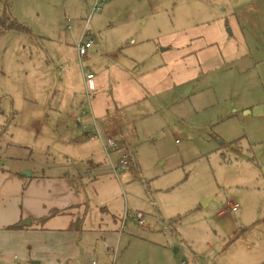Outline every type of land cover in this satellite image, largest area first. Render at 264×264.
I'll use <instances>...</instances> for the list:
<instances>
[{"label":"rangeland","instance_id":"1","mask_svg":"<svg viewBox=\"0 0 264 264\" xmlns=\"http://www.w3.org/2000/svg\"><path fill=\"white\" fill-rule=\"evenodd\" d=\"M7 1L0 0V19ZM93 2H9L12 19L26 28L5 31L0 24V168L71 174L101 160L97 173L110 170L98 140L83 139V130L62 107L84 102L82 84L72 80L74 73L76 81L81 77L75 45ZM263 3L106 0L90 17L89 29L96 47L119 45L122 57L134 55L138 68L150 69L171 58L168 46L180 44L185 29L193 33L219 23L225 30L227 18H241L247 8L249 18L264 22L257 14ZM207 20L212 24L202 23ZM248 27L253 57L262 59L264 31ZM96 57L88 54L83 65L94 69ZM218 59L204 61L197 76L177 89L148 95L126 109L133 162L116 175L108 171L120 179L128 210L122 229L119 222L106 236L114 264H264V110L254 114L247 110L255 107L244 108L251 99L264 105V74L251 66L240 73L238 64ZM110 153L118 164L122 152ZM87 192L92 196L89 187ZM232 202L236 208L218 215ZM139 210L151 228L132 218ZM17 261L31 264L21 256Z\"/></svg>","mask_w":264,"mask_h":264},{"label":"crops","instance_id":"2","mask_svg":"<svg viewBox=\"0 0 264 264\" xmlns=\"http://www.w3.org/2000/svg\"><path fill=\"white\" fill-rule=\"evenodd\" d=\"M262 7V13L258 11L257 14L264 15V3ZM259 8L257 4L255 9ZM246 12H249L248 8L241 18L233 12L236 18H227L229 26L225 30L221 29L219 23L205 29H195L193 33L192 29H185L182 42L168 46L173 51L171 58L150 69L138 68L134 55L122 57L119 45L108 50L100 42L96 47L95 37L88 50V54L97 55L91 63L94 69L83 65L82 61L88 54L81 59L78 56L81 77L76 81L74 73L72 79L74 83L82 84L84 102L62 106L66 115L83 130V139L98 140L103 153L102 141L88 137L97 129L103 138L109 134L121 138L120 143L130 150L132 134L124 127L123 118L126 109L147 100L148 95L177 89L191 76H197L204 61L217 57L222 65L238 64L240 73L251 66L262 77L264 68L260 63H264V58L253 57L255 50L250 44L255 40L248 26L254 24L264 31V22L258 17L253 21ZM202 23L212 24L208 20ZM75 48L77 51V44ZM189 59L194 61L186 64ZM90 72L93 76L87 78ZM251 100L250 103H253L244 105V108L260 107L261 100ZM140 106L135 107V112L140 111ZM261 107L264 110V105ZM114 151L123 152V149L111 152ZM110 154L107 155L111 167L106 173H97L104 165L101 160L81 172L71 174L36 175L31 171L30 177H27L16 170L0 168V264H17L20 256L22 262L31 264H90L91 260L114 264L113 258L105 250L106 236H109V232L117 231L121 214L128 210L121 181L111 175L117 163L111 160ZM85 180H89V184ZM87 187L100 205L94 203ZM232 203L220 210L218 215L231 210L229 207ZM16 223L22 226L11 228Z\"/></svg>","mask_w":264,"mask_h":264},{"label":"built area","instance_id":"3","mask_svg":"<svg viewBox=\"0 0 264 264\" xmlns=\"http://www.w3.org/2000/svg\"><path fill=\"white\" fill-rule=\"evenodd\" d=\"M105 1L106 0H94L92 4L93 5L92 10L85 19L84 29L80 34V40L77 42V51L79 52L80 59L85 57L88 54V50L92 47V44L96 37L92 34L91 30L89 29V23H90L89 19L94 12H98L101 9L102 7L101 4L104 3ZM92 76H93V73L90 72L88 73L87 78H91ZM76 120H77V123L80 124L79 118H77ZM88 137L91 139L98 138L99 140H101L103 149L105 153L107 154L113 150L123 149L122 155L119 158L120 159L119 163L113 166V171L115 173L128 168L132 164L133 162L132 152L131 150H128L127 148H125L124 144L120 143L121 138L115 135H111V134L103 138L98 129L95 132H91L88 135ZM231 207L236 208L234 206V203H232ZM127 217H128V213L127 211H125L123 216L119 220L121 224L120 229H122V227L126 223ZM132 218L137 222L139 226L141 225L143 227H148V228H151L153 226V223L150 220H148L146 214L141 210L133 214ZM91 264H101V263H99L97 260H94L92 261Z\"/></svg>","mask_w":264,"mask_h":264},{"label":"trees","instance_id":"4","mask_svg":"<svg viewBox=\"0 0 264 264\" xmlns=\"http://www.w3.org/2000/svg\"><path fill=\"white\" fill-rule=\"evenodd\" d=\"M11 0L7 1L6 4V12L4 14V16L2 17V19H0V24L2 26H4L5 30H9V28L14 27V28H18V29H23L25 30L26 27H24L21 23L17 22L15 19H12L9 11H8V6H9V2ZM47 218V217H46ZM46 218H43L42 220H46ZM82 222V219L78 220V226L80 227ZM22 225L20 223H16L14 226H11V228L16 229V227H21Z\"/></svg>","mask_w":264,"mask_h":264},{"label":"water","instance_id":"5","mask_svg":"<svg viewBox=\"0 0 264 264\" xmlns=\"http://www.w3.org/2000/svg\"><path fill=\"white\" fill-rule=\"evenodd\" d=\"M162 49H164V48H162ZM262 110H263V108L260 106V107L254 108L253 110H247V112L248 113L253 112L254 114H258ZM22 175H26L27 177H30L31 171L30 170L29 171H25V172L22 173Z\"/></svg>","mask_w":264,"mask_h":264}]
</instances>
